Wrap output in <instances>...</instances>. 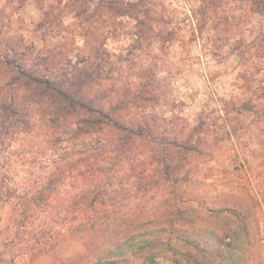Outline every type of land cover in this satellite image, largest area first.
I'll return each instance as SVG.
<instances>
[{"label":"rangeland","instance_id":"374dc122","mask_svg":"<svg viewBox=\"0 0 264 264\" xmlns=\"http://www.w3.org/2000/svg\"><path fill=\"white\" fill-rule=\"evenodd\" d=\"M254 2L0 0V50L15 48L10 57L46 75L80 69L97 104L148 134L133 135L123 155L120 143L111 142L99 175L108 192L96 211L83 205L81 212L73 201L94 179L79 174L83 165L67 164L84 156V143L98 146L102 135L75 147L55 140L37 105H21L28 112L21 124L4 120L0 110V264H51L56 248L80 260L86 245L79 223L94 214L128 220V230L148 240L119 264H173V252L155 245V206L175 198L196 210L228 196L252 208L247 236L236 225L234 262L243 263L251 249L248 264H263L264 13ZM8 80L0 65V102L11 95L24 101ZM157 150L171 151L174 162L180 152L190 159L178 179L140 188L139 161L152 171ZM61 164L66 177L49 202L23 206L20 196L48 184Z\"/></svg>","mask_w":264,"mask_h":264},{"label":"trees","instance_id":"16d2710c","mask_svg":"<svg viewBox=\"0 0 264 264\" xmlns=\"http://www.w3.org/2000/svg\"><path fill=\"white\" fill-rule=\"evenodd\" d=\"M256 1L254 3L259 11L264 13V0ZM81 12L82 10L79 13ZM3 50L6 51L5 54H2ZM14 50L12 47L0 50V65L5 67V72L9 75L8 85L17 86L22 91L21 100L24 101L15 100L13 95L2 99L0 102L2 118L4 120L10 118L11 121H18L20 124L27 122L28 112L24 111L21 105L30 102L42 110L43 118L58 142L70 143L76 147L80 145L79 143H84L81 141L85 139L84 137L101 134L98 146L92 142L84 143L81 145L82 150H79L84 156L67 164L69 167L83 165L84 168L79 174L90 175L94 179L93 186L83 191L86 194L82 195V200H74L73 203L81 212L85 210L83 205L96 211L95 206L102 205L103 196L105 197L108 192L104 180L99 175L103 173L100 168L102 158H106L112 151L111 142L120 143L122 148L119 151L123 155L127 153L133 135L146 139L148 134L142 126L137 129L129 128L113 116L111 109L106 110L97 104L90 93L85 91L87 81L83 80L84 73L80 69L46 75L39 71L36 64L28 66L13 56L10 57L9 52ZM85 74L87 79L92 75L90 72ZM111 133V138L106 136ZM165 145L172 146L171 143ZM96 147H100V150L97 151ZM93 148L94 150H91ZM172 154L171 151L157 150L152 171L146 169L144 163L139 161V169L135 172L138 186L148 189L147 185L152 187L161 181L171 182L178 179L190 157L180 152L177 162H174ZM64 172L61 164L49 178L48 184L36 190L29 198L21 195V204L31 209L48 203L52 188L54 186L56 189L59 188L66 177ZM188 177L189 172L186 175V178ZM213 206L209 208L203 205L196 210L192 207L183 208L177 204L175 198L161 201L155 206L156 216L153 225L158 233L155 236L157 242L155 245L158 247L165 245L173 252L171 259L173 264H237L232 255L237 239L235 228L240 224L243 236H247L248 215L252 213V208L246 202L232 196L218 200ZM117 223L106 214L102 219L94 214L89 216L88 220L80 221L83 234L79 238L82 245L84 243L86 245L85 251L78 255L81 259L76 260L64 249L56 248L59 256L57 259L53 258L51 264H58V258L67 264H119L128 253L141 252V246L145 247L148 240H143L141 232L131 233L128 230L130 225L128 220ZM165 235L166 240L163 242L162 236ZM248 245L251 247L249 242ZM245 251H247L243 257L245 261L241 264H248L252 257L251 249Z\"/></svg>","mask_w":264,"mask_h":264},{"label":"crops","instance_id":"0c3cea01","mask_svg":"<svg viewBox=\"0 0 264 264\" xmlns=\"http://www.w3.org/2000/svg\"><path fill=\"white\" fill-rule=\"evenodd\" d=\"M260 202H261V205L264 206V201L262 200V197H260ZM263 202V203H262ZM262 252H261V260H262V263L264 264V245H263V248H262Z\"/></svg>","mask_w":264,"mask_h":264}]
</instances>
